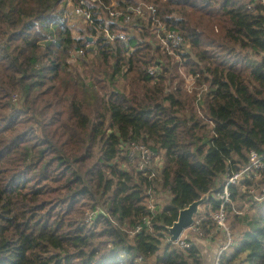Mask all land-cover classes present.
Segmentation results:
<instances>
[{"label":"trees","instance_id":"obj_1","mask_svg":"<svg viewBox=\"0 0 264 264\" xmlns=\"http://www.w3.org/2000/svg\"><path fill=\"white\" fill-rule=\"evenodd\" d=\"M114 1L118 9L153 3L184 36L190 91L146 21L107 23L105 6ZM92 9L126 38L90 41L98 30L87 24L75 36L62 20L65 0H0V264H116L122 251L126 264H214L227 242L211 218L226 174L248 164L252 150L264 157V7L100 0ZM132 141L157 151V177L129 160ZM250 183L231 185L233 244L220 264H264V200L253 199ZM206 194L204 213L195 215L205 235H191L182 249L168 228ZM244 196L259 207L245 211ZM96 208L108 215L86 224ZM144 217L151 227L130 236Z\"/></svg>","mask_w":264,"mask_h":264},{"label":"built area","instance_id":"obj_2","mask_svg":"<svg viewBox=\"0 0 264 264\" xmlns=\"http://www.w3.org/2000/svg\"><path fill=\"white\" fill-rule=\"evenodd\" d=\"M80 1V3H79ZM95 1L100 0H65V13L63 17V21L68 18L69 12L66 11V2H75L76 3V13L80 15L83 20L90 25L91 27H95L98 29V32L101 35H104L111 41L120 38H126V32L117 31L112 33L108 24L104 25L100 23L93 16L92 4ZM248 1V9L253 11L254 8L264 7V0H247ZM108 14L114 18L119 19L120 17H125V23L132 22L136 17H138L141 21H146L149 25L151 33L153 35V40L155 41V45L167 52L169 55H172L179 61V65H183L184 58L183 53H185L184 36L176 29L170 27L166 22L162 21L157 15V6L153 3H147L144 1L138 2L137 5L129 6L126 9H113L109 6H105ZM119 16V17H117ZM61 20V21H62ZM137 29H139L137 27ZM158 66H150L148 68V72L152 75L156 74ZM193 82L195 78L193 76L190 77ZM191 90V87L188 88ZM128 158L130 161L136 163V167L138 170L145 172L148 174L149 178L157 177L158 170L155 168L154 163L158 158L157 151L150 148L147 144L139 141L129 142V151ZM264 176V157L257 154L254 150L249 153V163L242 166L237 171H230L226 174L225 182L222 191L218 192L219 199V207L216 211L211 214L212 220L216 223L219 229L224 230L227 238V242L224 247H222L219 251V255L225 250L227 247L233 244V237L231 231L227 225V207L229 205L233 206V198L231 192V185L235 183H239L241 181H245L247 179L251 180V183L246 186L248 192L253 196L255 201L264 200V183H260L259 180ZM258 187L261 188V191L258 192ZM150 195L149 207L150 210H154V195L148 191ZM105 213L108 215V212H104L103 210L96 208V210H87L84 215V222L86 224H90L94 221L95 217L98 213ZM152 217H144L142 221L137 223L128 229V234L130 236H134L137 232L141 231L144 227H151ZM201 219H195L193 224L183 231V233L179 236V238L174 241L180 248L186 249L192 246V242L190 241V234L197 236H204L205 231L200 227ZM126 251L120 252L118 257L116 258V264H126L125 257ZM219 255L216 258L214 264H220ZM141 260V257L138 258Z\"/></svg>","mask_w":264,"mask_h":264},{"label":"rangeland","instance_id":"obj_3","mask_svg":"<svg viewBox=\"0 0 264 264\" xmlns=\"http://www.w3.org/2000/svg\"><path fill=\"white\" fill-rule=\"evenodd\" d=\"M67 1V0H66ZM79 3H80V1H79ZM102 3V2H101ZM140 3V2H139ZM114 8L113 9H118L119 7H117V3H116V1H114ZM109 7H111V6H109ZM112 8V7H111ZM105 10H106V8H105ZM120 10V9H119ZM66 11H68L69 12V14H68V24L73 28V34L75 35V36H77V37H81L83 34L81 33V30L83 29H85L84 27H85V25L87 24L84 20H83V18L80 16V15H78L77 13H76V3L75 2H70V3H68V2H66ZM106 12H107V10H106ZM71 14V15H70ZM93 15H94V13H93ZM117 17H119V16H117ZM96 19V18H95ZM106 20H107V23L108 22H111V21H118V19H114V18H112L109 14H108V12L106 13ZM125 24H127V22L125 23ZM90 26V25H89ZM109 26V25H108ZM91 27V26H90ZM95 28V27H94ZM98 30V29H97ZM138 31V30H137ZM101 34L99 33V32H97V35L96 36H88L89 37V40L91 41H95L99 36H100ZM91 38V39H90ZM162 50V49H161ZM162 52H165V51H163L162 50ZM166 54H168L167 52H165ZM169 55V54H168ZM88 58L89 59H92V58H94V52H91L90 53V55L88 56ZM174 59H176L175 57H174ZM83 68H85L84 66H80L79 67V70H82ZM178 72H180L181 74H182V78L184 79V82H183V84H185V86L187 87V88H189V87H191V89H192V87H193V84H194V82H193V80L190 78L191 76L188 74V73H186L185 72V69H184V65H181V66H179V68H178ZM179 81V80H178ZM177 81V82H178ZM176 84V83H175ZM174 84V85H175ZM258 189V192H260L261 191V188L260 187H258L257 188ZM252 198H248V197H246V196H244L243 197V199H242V202H243V204L244 205H248V206H246V207H248V208H246L245 209V211H253L254 209H257V207H259L258 205L256 206H253V205H251L252 204V202H250V200H251ZM200 212L199 213H204V210H203V207H202V205H201V207H200ZM190 235H193V234H190ZM193 238H195V239H197V237H195V236H193ZM199 241V240H198ZM208 243L209 242H207V241H204V244H202V246H200V248H201V251L204 253L203 254V257L205 258V259H209V256L212 254V252L210 251V249H209V251H208V249H207V246H205L206 244L208 245ZM215 250H216V248L214 247L213 248V252H215ZM208 251V252H207ZM211 259H212V257H210Z\"/></svg>","mask_w":264,"mask_h":264},{"label":"water","instance_id":"obj_4","mask_svg":"<svg viewBox=\"0 0 264 264\" xmlns=\"http://www.w3.org/2000/svg\"><path fill=\"white\" fill-rule=\"evenodd\" d=\"M208 197L209 194H206L180 210L177 220L168 228L170 232V241H176L183 231L193 224L195 215L201 211L200 207L208 200Z\"/></svg>","mask_w":264,"mask_h":264},{"label":"crops","instance_id":"obj_5","mask_svg":"<svg viewBox=\"0 0 264 264\" xmlns=\"http://www.w3.org/2000/svg\"><path fill=\"white\" fill-rule=\"evenodd\" d=\"M194 239V238H193ZM196 242V241H195ZM210 245V244H209ZM217 251V250H216ZM218 251H220V250H218Z\"/></svg>","mask_w":264,"mask_h":264}]
</instances>
